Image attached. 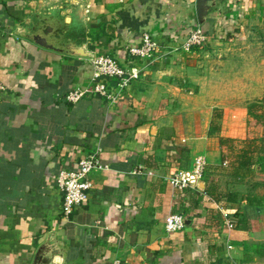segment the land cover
I'll use <instances>...</instances> for the list:
<instances>
[{
    "label": "crops",
    "instance_id": "1",
    "mask_svg": "<svg viewBox=\"0 0 264 264\" xmlns=\"http://www.w3.org/2000/svg\"><path fill=\"white\" fill-rule=\"evenodd\" d=\"M262 5L215 0L201 23L197 0H0V264H241L246 231L227 229L206 182L179 190L165 176L218 161L217 139L235 137L224 122L213 136L208 97L223 87L212 79L226 76L228 41L247 38ZM198 27L205 45L182 48ZM144 32L160 46L154 60L128 53ZM102 54L139 77L115 102H70L92 88ZM97 149L110 169L91 174L89 201L65 217L56 177ZM176 212L186 227L169 232Z\"/></svg>",
    "mask_w": 264,
    "mask_h": 264
},
{
    "label": "rangeland",
    "instance_id": "2",
    "mask_svg": "<svg viewBox=\"0 0 264 264\" xmlns=\"http://www.w3.org/2000/svg\"><path fill=\"white\" fill-rule=\"evenodd\" d=\"M248 27L246 39H229L227 47L230 49L226 52L231 56L225 62L226 76L212 79L214 82L223 83V87L220 92L217 88L211 89L213 91L208 97L210 105L219 104L212 110L211 127L214 124L221 130L224 122L229 131L232 125L236 130L233 134L235 137L226 138L223 144L217 139L220 143L218 146L224 151L225 161L222 160V154L213 163L207 158L206 160L213 177L219 179L223 193L237 191L264 196V0L261 8L250 17ZM204 45L205 43L201 48ZM251 103H257L254 111L262 114L260 120L249 113L248 107ZM217 132L219 130H214L213 136ZM245 148L254 150V154H251L253 173L238 178L230 173L231 163ZM224 211L232 216L235 223L241 219L248 221L244 237L247 249L242 261L247 262L252 258L256 260V264H264V205L258 208L244 206L241 212H236L233 208H224ZM250 251L254 252L252 256Z\"/></svg>",
    "mask_w": 264,
    "mask_h": 264
},
{
    "label": "built area",
    "instance_id": "3",
    "mask_svg": "<svg viewBox=\"0 0 264 264\" xmlns=\"http://www.w3.org/2000/svg\"><path fill=\"white\" fill-rule=\"evenodd\" d=\"M1 30L2 25L0 22V32ZM207 41L208 36L204 33L201 27H198L188 33L183 40V43H181V47L188 50L195 47L199 48ZM159 50L160 46L156 43L152 33L144 32L141 43L130 45L128 53L131 57L154 60L155 54ZM93 64L95 71L92 88L90 90L84 88H75L71 90L67 95L70 102H77L89 93L100 94L110 102H115L123 96L124 89L132 82V80L139 77L138 68H131L122 65L119 60L111 54L97 56L93 60ZM4 88L5 87L0 84V89ZM108 169H110L109 165L103 162L100 155V149H97L94 152L83 155L79 160L76 169L63 168L60 170L56 178L58 187L63 193L61 213L65 217H70L79 206L89 201L94 186L91 174L94 171H105ZM206 169V158L204 156H199L191 171L185 169L177 170L171 175L165 176V180L175 189H191L201 192L200 183L204 181ZM134 173L154 174L151 170H145L143 165H139L134 170ZM220 207L227 229L229 231L234 230L236 223L232 216H230L229 213H226L222 206ZM186 222L187 218L183 213H170L166 217L165 228L169 232L180 231L186 227ZM227 244L229 248L233 247V244L228 241Z\"/></svg>",
    "mask_w": 264,
    "mask_h": 264
},
{
    "label": "trees",
    "instance_id": "4",
    "mask_svg": "<svg viewBox=\"0 0 264 264\" xmlns=\"http://www.w3.org/2000/svg\"><path fill=\"white\" fill-rule=\"evenodd\" d=\"M256 104L257 103H251L249 105L248 107L249 113L255 116L258 120H260L263 116L262 114H257L256 110H255L256 112L254 111V107L257 106ZM214 130L218 131L220 130V127L213 124V127H211V132L213 133ZM219 140L220 143L223 144L226 138L220 137ZM251 154L252 155L254 154V150L252 151V149H247V148L243 149V151L238 154V157H236L234 162L231 163L232 171L231 172L229 171L231 175L238 178H243L247 176V174L253 173L252 171L253 156ZM222 160L225 161L224 151L222 153ZM204 181L206 182L207 195L214 198L217 202L221 203V206L224 208H233L236 209V212H241L244 206H251L258 208L264 205V196L253 195L250 193L248 194L239 193L237 191H229L227 193H223L220 190L219 181L215 177H213L212 170L209 167H207L205 171ZM235 227L240 230H245L248 228V221L246 219H241L235 224ZM250 249L252 250L253 248ZM250 254L252 256V253ZM249 260H253V259L249 258ZM243 262L246 261L245 260L242 261L241 264Z\"/></svg>",
    "mask_w": 264,
    "mask_h": 264
},
{
    "label": "water",
    "instance_id": "5",
    "mask_svg": "<svg viewBox=\"0 0 264 264\" xmlns=\"http://www.w3.org/2000/svg\"><path fill=\"white\" fill-rule=\"evenodd\" d=\"M214 5H215V0H197L198 16L201 23L205 22L211 7ZM51 236H50V240H51Z\"/></svg>",
    "mask_w": 264,
    "mask_h": 264
}]
</instances>
